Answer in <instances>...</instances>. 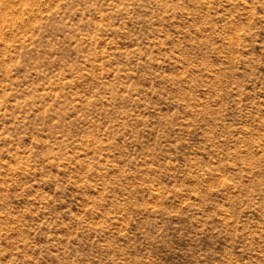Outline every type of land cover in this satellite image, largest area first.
I'll return each instance as SVG.
<instances>
[{"label": "rangeland", "instance_id": "1", "mask_svg": "<svg viewBox=\"0 0 264 264\" xmlns=\"http://www.w3.org/2000/svg\"><path fill=\"white\" fill-rule=\"evenodd\" d=\"M0 264H264V0H0Z\"/></svg>", "mask_w": 264, "mask_h": 264}]
</instances>
